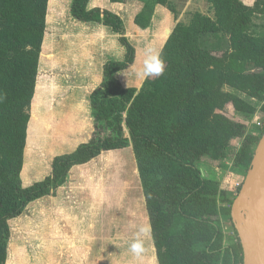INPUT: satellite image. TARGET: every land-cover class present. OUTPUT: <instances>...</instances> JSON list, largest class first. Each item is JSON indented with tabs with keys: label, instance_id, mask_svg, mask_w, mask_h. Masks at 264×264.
Wrapping results in <instances>:
<instances>
[{
	"label": "trees",
	"instance_id": "obj_1",
	"mask_svg": "<svg viewBox=\"0 0 264 264\" xmlns=\"http://www.w3.org/2000/svg\"><path fill=\"white\" fill-rule=\"evenodd\" d=\"M91 1L72 0L73 18L111 28L125 48L124 59L106 63L101 86L90 94L94 127L89 141L56 156L49 175L25 186L28 141L37 148L49 143L37 112L29 128V110L46 92L38 75L50 0H0V264L7 262L10 220L32 202L56 196L73 167L130 145L159 264H243L231 217L234 200L197 163L225 159L231 143L241 138L233 167L244 176L251 168L261 138L225 111L231 106L264 122V33L254 30L256 18L264 17V0L253 6L243 0H207L213 16L197 13L188 23L180 21L161 50L164 74L146 78L141 88L125 86L119 78L137 54L123 18L103 6L91 7ZM139 1L145 4L135 24L143 29L150 26L156 5L173 10L171 0ZM211 36L217 45L210 44ZM236 92L263 105L258 109ZM221 215L236 235L232 243L225 242Z\"/></svg>",
	"mask_w": 264,
	"mask_h": 264
},
{
	"label": "rangeland",
	"instance_id": "obj_2",
	"mask_svg": "<svg viewBox=\"0 0 264 264\" xmlns=\"http://www.w3.org/2000/svg\"><path fill=\"white\" fill-rule=\"evenodd\" d=\"M130 1L131 7L140 6L141 1ZM255 1L243 0L249 6ZM171 3L173 10L167 8V13L156 17L146 29L135 24L133 14L137 11L125 12L127 37L137 52L134 65L119 76L125 86L142 87L146 79H138L136 72L144 68L146 49L161 52L170 35L168 30L173 31L180 21L188 23L193 14L213 16L207 0H171ZM71 4L72 0L49 2L38 75L46 92L41 93L38 102L33 101L29 110V128L37 112L38 125L49 143L46 148H37L29 146L28 141L22 172L25 186L49 175L56 156L89 141L94 119L88 96L103 82L102 65L122 61L125 56V48L111 28L73 18ZM113 4L116 3L109 0L100 4L95 0L90 2L91 7L103 6L116 12L119 6ZM255 24L254 30L264 33V17H257ZM210 41L211 45H217L218 39L211 36ZM225 89L235 92L229 87ZM236 93L258 109L263 105ZM225 112L231 119L243 122L249 134L263 138L264 122L259 115L237 113L231 106ZM242 143L243 139H235L221 161L197 163L232 200L239 193L236 185L245 180L244 174L233 167L232 157ZM79 175L77 182L72 181L56 196L32 202L20 217L9 221L11 237L6 264H159L132 147L105 153L80 170ZM219 226L226 244L232 243L236 235L222 215ZM141 227L148 231L141 233ZM137 239L143 242L144 249L138 256L129 251L130 244Z\"/></svg>",
	"mask_w": 264,
	"mask_h": 264
},
{
	"label": "water",
	"instance_id": "obj_3",
	"mask_svg": "<svg viewBox=\"0 0 264 264\" xmlns=\"http://www.w3.org/2000/svg\"><path fill=\"white\" fill-rule=\"evenodd\" d=\"M231 217L242 245L243 264H264V136L233 201Z\"/></svg>",
	"mask_w": 264,
	"mask_h": 264
},
{
	"label": "crops",
	"instance_id": "obj_4",
	"mask_svg": "<svg viewBox=\"0 0 264 264\" xmlns=\"http://www.w3.org/2000/svg\"><path fill=\"white\" fill-rule=\"evenodd\" d=\"M110 1V0H109ZM134 1V0H133ZM131 2L132 1H130L129 2V0H126V2L124 3V4H113V5H117V6H119V8L118 9H115L116 10V12L115 13H118L119 15H121V17L123 18V20H125L124 19V16H125V12L126 11H129V10H134V12H136L135 14H133V16H134V22H135V19H136V17H137V15L142 11V9H143V7H144V2H140L139 3V5L140 6H138V4H137V6H135V4H134V6H135V8L134 7H131V5H133V4H131ZM134 3V2H133ZM72 5V4H71ZM133 8V9H132ZM166 10H167V8H165V7H163V6H160V5H156L155 6V12H154V15H153V17H152V20H151V24L153 23V21H154V19L156 18V17H158L160 14H163V15H165V13H167L166 12ZM132 19H133V17H132ZM90 23V25H97L98 27H101L99 24H97V23H95V22H89ZM93 23H95V24H93ZM151 24H150V26H151ZM165 24V23H164ZM149 26V27H150ZM140 27V26H139ZM102 28H104V29H108V28H105V27H102ZM142 28V27H141ZM172 34V31H170V35ZM170 35H169V37H170ZM107 63V62H106ZM106 63H104L103 65H102V68H101V74H100V76L101 77H103L104 78V66L106 65ZM96 88V87H95ZM95 88H93L92 90H95ZM88 102H89V105H90V107H91V102H90V96H88ZM92 109V108H91ZM78 146H74V148H72L71 149V151L70 152H72V151H74L76 148H77ZM130 147H132L131 145L129 146V147H127V148H130ZM127 148H125V149H123V150H126ZM132 150H133V148H132ZM116 151H121V150H116ZM116 151H109V152H105V153H111V152H116ZM69 151L68 152H66V153H70ZM104 153V154H105ZM65 154V153H64ZM104 154H102V155H104ZM101 155V156H102ZM101 156H99V157H101ZM98 157V158H99ZM98 158H96V159H98ZM96 159H94V160H96ZM93 160V161H94ZM93 161H91V162H93ZM90 162V163H91ZM90 163H88V164H85V165H79V166H75V167H73L72 168V170L70 171V174H69V176H68V180H67V182L64 184V186H62L60 189H59V191H61V190H63V189H65L66 187H69V185L70 184H72V181L73 182H77V180H79V178H80V175H79V171L80 170H83L84 169V167L85 166H87V165H89ZM46 198H48V197H44V198H41V199H39V200H44V199H46ZM38 201V200H37ZM80 208V207H79Z\"/></svg>",
	"mask_w": 264,
	"mask_h": 264
},
{
	"label": "clouds",
	"instance_id": "obj_5",
	"mask_svg": "<svg viewBox=\"0 0 264 264\" xmlns=\"http://www.w3.org/2000/svg\"><path fill=\"white\" fill-rule=\"evenodd\" d=\"M147 59L145 60L144 68L136 72V76L140 80H144L150 76H161L165 72V61L162 58L161 52L148 48L146 49ZM141 233L148 231L146 227H141ZM143 242L139 239L130 244L129 251L133 255H139L143 251Z\"/></svg>",
	"mask_w": 264,
	"mask_h": 264
},
{
	"label": "built area",
	"instance_id": "obj_6",
	"mask_svg": "<svg viewBox=\"0 0 264 264\" xmlns=\"http://www.w3.org/2000/svg\"><path fill=\"white\" fill-rule=\"evenodd\" d=\"M259 126H260V127H263V125H262L261 123H259ZM242 185H243V183H238V184L236 185V187H237V189H238L239 191H240Z\"/></svg>",
	"mask_w": 264,
	"mask_h": 264
}]
</instances>
